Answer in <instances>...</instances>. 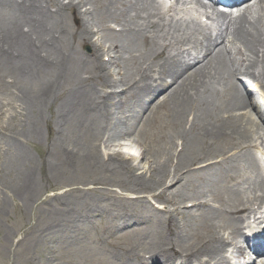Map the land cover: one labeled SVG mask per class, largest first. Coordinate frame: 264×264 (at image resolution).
Here are the masks:
<instances>
[{
    "label": "bare ground",
    "instance_id": "1",
    "mask_svg": "<svg viewBox=\"0 0 264 264\" xmlns=\"http://www.w3.org/2000/svg\"><path fill=\"white\" fill-rule=\"evenodd\" d=\"M194 3L213 9L203 0ZM235 11L240 13L236 17ZM71 17H77L79 25L70 24L69 30ZM216 18L214 30L209 28L204 35L198 31L190 41L184 17L174 9L165 14L156 0H70L67 5L59 0H0V70L15 86L14 99L26 124L25 131L7 136L14 161L10 191L25 200L35 194L34 162L25 146L42 137L45 114L61 101L62 80L70 75V97L59 107L67 114L59 119L63 138L76 140L70 144V167L125 171L131 174V179L126 178L135 192L152 194L158 202L174 208L163 222L157 221L161 227L149 231L140 226L152 218L122 216L118 228L132 224L139 228L117 236L121 243L106 246L104 255L109 260L104 264H173L179 255L183 260L179 264H231L229 252L237 264H256L246 261L239 246L238 240L244 238L241 215L248 210L237 211L241 198L236 199V191L241 186L243 190L247 182V191H264L253 154L255 139L263 129L255 116L262 118V114L258 103L244 95L239 79H249L264 96V0L218 13ZM102 42L108 46L103 48ZM83 44L92 47V56L85 57L89 59L81 54ZM189 45L191 49L185 48ZM126 56L158 61L133 74L122 66ZM155 68L157 79L151 76ZM170 86L175 87L145 118L155 96ZM120 89L122 94L117 92ZM148 127L156 148L143 152V158L151 157L142 168L134 165L129 153L101 150L102 145L106 149L121 147L125 138L140 145ZM259 139L264 143L263 136ZM178 143H182L179 151ZM212 157L221 161L204 166ZM240 165L250 173L256 166L258 180L236 182L239 187L232 190L229 184L236 180L234 167ZM58 169L60 173L61 166ZM191 176L197 184L193 191L187 187ZM174 182L179 186L170 192ZM161 188H165L162 193L154 194ZM208 191H220L216 197L220 208L209 201L197 203ZM168 192L171 199L165 195ZM186 201L193 205L186 207ZM67 204L72 209L76 200ZM96 205L97 200L95 207L85 204L83 213H75L71 242L83 236L78 227L83 220L104 212ZM0 206L2 219L6 205ZM236 212L240 216L235 221ZM227 229L231 233L225 238L222 231ZM138 232L140 240L123 244L122 240ZM196 242L199 245H194ZM250 242L245 239V244ZM49 251L54 257L53 249ZM50 260L44 264H53ZM95 260L70 259V264H98Z\"/></svg>",
    "mask_w": 264,
    "mask_h": 264
},
{
    "label": "rangeland",
    "instance_id": "2",
    "mask_svg": "<svg viewBox=\"0 0 264 264\" xmlns=\"http://www.w3.org/2000/svg\"><path fill=\"white\" fill-rule=\"evenodd\" d=\"M59 1L64 5L70 3V0ZM157 1L158 4H163L164 8L166 7L167 9L171 6H175L174 13L181 14V16L184 17V21L189 24L190 32H188V37L190 41L196 38L197 32L201 29L205 32L206 29H214L217 26V23L214 24L213 22L215 18L212 17L213 14L215 17L216 12L209 10L207 13L208 10H203L196 6L194 0H183L179 5H177L175 0ZM75 3H77V1ZM164 10L167 12L166 9ZM217 12L223 11L219 10ZM239 14L240 13L235 11L233 16L236 17ZM207 15L212 18V22L210 20L207 22ZM70 24L72 27H77L79 25V19L77 17H71L68 23L69 30ZM66 41H68L70 45V39L68 38ZM102 45L103 48H106L108 43L102 42ZM79 49L84 58H90L92 56V47L90 44H83ZM107 60L108 59H106V61ZM156 61H158V59L149 60L146 56L144 60L142 59L141 61H136L135 58L126 56L122 61V66L126 72L137 74L139 70L144 71L153 66ZM157 71L158 68H155L151 76L156 78ZM67 76L61 83V101L45 114L43 120L45 122L42 126V137L30 140L25 146L29 155L33 158V170H35V180L33 183L35 194L33 197L27 196V200H25L22 197L15 196L10 191L13 187L12 179L14 175L11 173V167L14 161L12 157V147L10 141L7 140V136H11L13 132L25 131L26 124L20 117L22 110H20L14 99V93H16L15 86L12 80L6 78L7 76L0 70V205L2 203L6 205L4 217L0 219V264H44L46 259H51L50 261H52L53 264H70V259L83 260L84 258L91 259V257L96 259L95 263L104 264L109 260V257L104 255L105 250H107L106 246H109V244L121 243L117 240V236L132 231L135 228H139L135 224L118 228L120 224L119 220L122 216L128 214L129 216L136 215L149 219L152 218L147 224L140 226L144 230L149 231L154 230L157 226L161 227L157 225V221L163 222V218L166 216L165 214L174 210L173 207L163 205L152 198V194L135 192L134 186L127 181L131 179V174H125V171L112 172L93 166L89 168H83L84 166L70 167L68 158L70 156V144L75 143L76 140L70 141L69 138H63L64 133L61 131V124H59L61 115H64V118L67 117V114L62 113L59 108L62 104V100L66 97H70V75ZM241 80L244 84L246 83V87L243 88L245 96L248 99H252V101L254 99L259 102L261 95L250 88V84L247 80H243V78H241ZM174 87L170 86L155 96L146 114H144L145 118L150 110L157 104H160ZM117 92L122 94L121 89L117 90ZM128 104L133 105L131 100H128ZM149 128L150 127L146 128L140 145H134L130 143L129 138H125L120 142L122 145L121 147L111 146L110 149H106V147L102 145L101 150L105 151L107 154L129 153L134 165H140V168H142L146 165V162L149 160L148 158L151 157L149 155L147 158H143V152L156 148L155 137ZM261 136L264 137L263 130H261ZM261 136L255 139L253 154L257 158L256 165L258 166V164H260V172L262 174V167L264 168V143L259 139ZM92 141L93 140L90 139L88 141L89 144H91ZM181 147L182 143H178L177 150L179 151ZM230 156H232V154L227 157ZM212 159L213 157L209 158V161L203 165L206 166L221 161ZM60 166L62 171L58 173V168ZM246 169L248 168L241 165L240 167H234V174L236 177L233 178L236 180L229 184L232 190L239 187L237 184L242 180H258L256 166L251 173ZM141 172L142 171H138V173ZM187 173L188 172H184V175ZM127 176H129V179L126 178ZM191 177H193V180L190 181L187 187L190 191H193L197 184L196 180H194L196 179L195 176ZM99 183H101V185H99ZM175 183L176 182L170 187V192L175 191L179 186V183ZM248 184H250V182H247L243 190L241 186L236 191V199L238 197L241 198L240 203L236 206L238 212L242 210L244 203L246 205V201H249L252 197L251 192L247 191ZM74 188H81V190L78 193H74L72 192ZM95 188L98 191H94ZM164 189L165 188L156 190L154 194L158 195L162 193ZM219 192L208 191V197L206 196V198L203 197L202 199L197 198L201 200L197 201V203L209 201L213 207L218 209L221 207L220 204L216 203V197L219 195ZM3 194L6 198H4ZM252 194H254V192ZM165 195L168 199L173 197L170 196L169 198V192L167 194L165 193ZM94 199L97 200L96 207H101L104 212L97 216H92L85 221L83 220L78 226L83 231V236H81L79 240H76V242H71L70 232L75 230V213H83L85 211V204L91 203L93 207H95ZM73 200H76V206L71 209L70 204H67V202ZM242 200L244 201L242 202ZM77 204L79 205L78 207ZM192 205V203L186 201V207L189 208ZM82 206H84V208L81 212ZM186 207L183 208V210L186 209ZM238 212L233 215L235 221L238 220V216H240L236 215ZM228 230L229 229L224 232L222 231L223 237L226 238L228 234L231 233ZM139 236L140 233L138 232V234L136 233L130 238L127 237L122 240L124 242L123 244L125 245L127 241L132 240L138 241L141 239ZM185 244H187V242ZM194 245H199V242H196ZM50 248L54 251V257L50 255Z\"/></svg>",
    "mask_w": 264,
    "mask_h": 264
}]
</instances>
